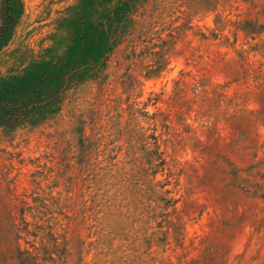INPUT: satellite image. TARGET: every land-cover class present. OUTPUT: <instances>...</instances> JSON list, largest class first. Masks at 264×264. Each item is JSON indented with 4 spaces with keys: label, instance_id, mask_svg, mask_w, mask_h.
<instances>
[{
    "label": "rangeland",
    "instance_id": "374dc122",
    "mask_svg": "<svg viewBox=\"0 0 264 264\" xmlns=\"http://www.w3.org/2000/svg\"><path fill=\"white\" fill-rule=\"evenodd\" d=\"M21 2L0 85L89 65L0 127V264H264V0Z\"/></svg>",
    "mask_w": 264,
    "mask_h": 264
},
{
    "label": "trees",
    "instance_id": "16d2710c",
    "mask_svg": "<svg viewBox=\"0 0 264 264\" xmlns=\"http://www.w3.org/2000/svg\"><path fill=\"white\" fill-rule=\"evenodd\" d=\"M22 8L21 0H3L0 9V49L12 36ZM113 25L114 21L111 20L107 34L118 31V27L112 29ZM75 49L61 63H37L16 82L0 85V127H15L29 114L41 109L49 110L61 100V95L81 78V68L89 65L84 54L81 51L77 53Z\"/></svg>",
    "mask_w": 264,
    "mask_h": 264
}]
</instances>
